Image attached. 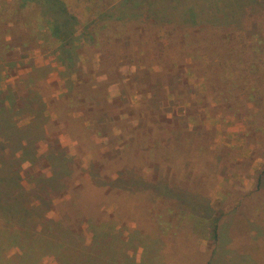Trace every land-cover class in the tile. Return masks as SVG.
I'll return each instance as SVG.
<instances>
[{"label":"rangeland","instance_id":"1","mask_svg":"<svg viewBox=\"0 0 264 264\" xmlns=\"http://www.w3.org/2000/svg\"><path fill=\"white\" fill-rule=\"evenodd\" d=\"M28 1L5 37L14 49H0L8 59L0 107L16 100L20 124L38 111L46 131L37 154L25 153L13 130L0 125V156L8 157L0 168L11 170L7 163L19 158L33 219L44 227L31 235V222L18 227L0 218V264H58L49 249L53 234L66 241L59 224L80 226L101 264L213 259L212 219L239 211L240 186L255 183L250 167L264 165V0H215L224 18L193 24L182 19L196 0H135L125 20L109 16H122L123 0H64L61 14L74 29L66 56L44 14L54 9ZM21 2L0 0V11L14 12ZM91 21L97 44L87 37ZM23 32L37 40L22 46ZM124 33L129 45L115 41ZM251 43L262 54L252 53ZM93 92L101 97L92 99ZM104 111L119 120L98 122ZM25 136L23 145L36 149ZM63 154L72 156L69 172L58 159ZM258 210L252 217L260 221L263 203ZM109 242L114 247L102 249ZM245 250L264 264V243Z\"/></svg>","mask_w":264,"mask_h":264},{"label":"trees","instance_id":"2","mask_svg":"<svg viewBox=\"0 0 264 264\" xmlns=\"http://www.w3.org/2000/svg\"><path fill=\"white\" fill-rule=\"evenodd\" d=\"M36 1V0H35ZM124 4L123 7L124 9L121 10V12L123 13L122 16L119 14H115L118 13V11L111 13L114 19L113 20H125L128 19L130 17H133L134 14H130L129 12L133 11L134 9V4H135V0H123ZM220 1V0H218ZM238 3L241 5H244L246 3L247 0H237ZM45 4L44 6H49L51 9H54V11L52 13H44L45 15H47L49 17V19L47 20V22L52 26V32L50 33L51 35H53L56 39H58V41L60 40L61 42V52L62 54H67L68 52V42L71 41V38L73 37V32L74 29H72L71 25H72V20L70 17H66L63 14H61V10H64L67 13V8H66V4L64 0H45ZM32 3V1H28L26 0L20 3V5L15 9L14 12H3L0 11L1 18H0V40H1V44H0V49L4 46L6 48L11 47L14 49V46L11 45L12 41L11 39H6V34L8 32L14 31L13 26L22 21L23 20V14H22V10L24 8H26V5H30ZM154 3V2H153ZM202 4V5H201ZM203 4H205V6L209 7V9L207 8H203ZM196 6L191 5L190 7L187 6L185 11H183V16L184 18L182 19V21L187 22V23H195V21H205V22H211L213 21L214 23H218L221 21L222 18H224V15H226L227 11L224 9H219L217 10V7L219 6H215V0H196ZM117 7V4L113 5V8L110 9V11L115 10ZM57 11H56V10ZM120 12V11H119ZM57 13V14H56ZM218 13H220V15H217ZM73 19H75V17H73ZM95 21H91V23L86 25V29H88V33H87V37L89 39V41H92L97 44V39L94 36V33L92 31V29L90 30V25L95 26ZM219 26V25H217ZM4 28V30H3ZM11 28V29H10ZM44 29V33H43V37L48 38L49 34L48 32H46V29L48 27H43ZM216 29H220V28H216ZM12 30V31H10ZM51 31V30H50ZM257 35L260 34L258 31ZM47 33V36L46 34ZM128 33H124L123 35L121 34H117V37L115 39L116 42H123L126 45H129L130 41H129V37H127ZM26 32H23L22 34V42L21 45L24 46L26 44H28L29 41H31L32 39L35 41L37 40V37H31L30 35H28ZM72 36V37H71ZM28 38V40H27ZM181 43V42H179ZM252 45H250L249 47L252 49V53H255L256 55L259 56V54L262 53H257L259 49H257L254 46V43H251ZM244 44L242 43V46ZM19 45H16L15 47H18ZM242 51V50H241ZM240 51V52H241ZM248 52L250 55V51L248 49ZM0 52V71L2 70V63H7L6 57L3 55V53ZM244 53V52H242ZM65 54V56H66ZM243 58H239V60H242ZM10 61V60H9ZM251 65V64H250ZM254 63H252V68L254 69ZM72 66V64H71ZM248 67V66H247ZM256 68H259V64L256 65ZM81 84V83H80ZM2 91H0L1 93ZM10 92V91H9ZM14 96V95H13ZM101 97V93L99 92H93V95L91 96L92 99H99ZM98 101H94V104H97ZM93 104V105H94ZM16 100H12L10 103H8L7 105L1 106L0 107V125H2L4 127L5 130H13V135H15V139L18 142L17 145H21L22 148L24 149L25 153H28V151L30 152H35L37 154L38 152V140L41 137V134L44 133L46 131V124L43 120L42 114L39 113L38 111L34 110L37 112V114H34L32 119L29 120L26 123L20 124V116L19 113L16 110ZM92 108V107H91ZM98 116H100L98 118ZM97 118H98V122H101L103 120L108 119H112V120H119V115H113L111 117L108 116V111H104L101 114H97ZM37 130V131H35ZM28 134L29 137V142L28 145H35L36 149L33 147V149L30 147V149H28L29 147H26L24 144V137H26L25 135ZM9 135V139H13L12 134L8 133ZM38 139V140H37ZM145 138L143 137V140ZM13 144H11L12 147ZM27 148V149H26ZM35 149V150H34ZM177 151L179 152V149L177 148ZM23 152V153H24ZM144 153V152H143ZM138 154V153H137ZM136 155V154H135ZM145 156V158L147 159L146 153L143 154ZM17 156H13L12 160H16L15 162H8L7 163V169H11V170H5L0 168V218L3 219V221L6 224H9L8 221L12 222L13 224H16L18 227L20 226V224H24L26 222H31V224L33 225V227H30V225H27V229L28 228H33L32 231L29 230V232H34V234H38L42 232V228L44 227V225L40 226L39 223H37L34 219V212L36 213V207H34V205H31L28 200L26 199V197H28V191L26 189V186L23 183V177L21 175V172L17 169V166H20L18 159L19 158H15ZM8 157L5 155H1L0 156V161L2 164H6ZM62 164V166L69 172L70 167H69V163L72 159V156L70 155H66L63 154L62 157L58 158ZM64 170L62 168L61 172L63 174L67 173V171ZM58 177V176H57ZM54 181H57V178L54 179ZM60 181V180H59ZM59 184V183H57ZM18 188L19 190H21L18 193H15V189ZM27 194V195H26ZM2 196H8L7 200H3ZM11 199V200H10ZM208 203V200L206 201ZM41 207V206H40ZM238 207V206H237ZM34 211V212H33ZM207 217L209 214H206ZM12 217V218H10ZM17 220H15V219ZM37 220L39 219L38 217H35ZM50 218L45 217L44 220H48ZM219 217H215L212 219V238L217 240L218 238V225H219ZM60 227H58V229H60L61 231L67 230L68 234L67 235H62V238H66L64 242H60V235H56L53 234V238H54V246H51V249H49V252H51L55 258L58 261V264H85L87 262H91L93 264H101V260H99L98 255H93L92 251L89 250V246L87 245L86 241H85V237L83 236V230L80 226L77 225H71V226H63V224H59ZM22 226V225H21ZM26 229V230H27ZM28 236H30V234H28ZM31 237V236H30ZM99 237V238H98ZM113 237H115V241H117V233L114 232ZM100 238H102L100 236V234L98 233L96 236L97 242L100 245ZM102 240V239H101ZM108 241V239L106 240V242ZM67 242V243H66ZM70 244V245H68ZM105 247V249H111V247H114L112 245V243H108L105 246H102V249ZM104 249V251H105ZM148 253V252H147ZM146 254V252H145ZM212 257L211 259H208L204 264H212Z\"/></svg>","mask_w":264,"mask_h":264},{"label":"crops","instance_id":"3","mask_svg":"<svg viewBox=\"0 0 264 264\" xmlns=\"http://www.w3.org/2000/svg\"><path fill=\"white\" fill-rule=\"evenodd\" d=\"M249 170L256 174L255 183L245 181L244 186H240L238 199L233 205H238L240 217L236 216L238 212L230 211L231 208L227 210L231 212L227 217H219L218 238L214 244L212 264H260L257 261L258 257L256 260L251 252L245 250V246L256 247L259 243H264V217H259L260 221L252 217L253 212H259L260 204H264V165L252 166ZM232 196L230 191H226L224 200L228 201ZM202 248L198 249L201 255L205 253ZM190 258L194 259L195 263V258L192 256ZM167 262L161 256L159 263L155 264H167ZM145 264L149 263L145 262Z\"/></svg>","mask_w":264,"mask_h":264}]
</instances>
